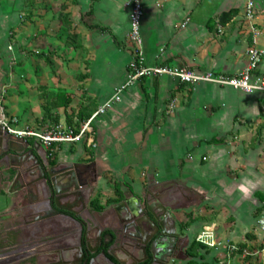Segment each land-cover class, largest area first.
Masks as SVG:
<instances>
[{"label": "crops", "instance_id": "1", "mask_svg": "<svg viewBox=\"0 0 264 264\" xmlns=\"http://www.w3.org/2000/svg\"><path fill=\"white\" fill-rule=\"evenodd\" d=\"M128 1L0 0V106L5 114L32 128L61 124L77 129L112 97L128 74ZM252 1L255 14L248 22L247 0H142L146 64L240 72L249 47L264 49V0ZM34 8L37 16L28 17ZM32 43L38 52L24 50ZM91 126L94 146L82 140L45 148L25 138L15 140L20 152L3 153L0 246L13 244L21 229L44 241L36 257L20 264L57 260L52 254L57 247L65 252L62 264L80 257L75 222L55 217L59 220L44 229L31 224L30 202L46 200L38 197L36 174L47 158L60 165L56 171L82 172L84 205L73 204L71 197L59 204L87 226L90 244L100 238L103 246L89 252L90 264H136L137 252L120 238L114 241L135 198L167 203L178 234L171 264H241L243 250L251 256L246 264H264L257 226L264 214V93L142 76ZM95 198L100 210L91 206ZM45 208L41 205L36 214ZM204 227L212 228L215 246L200 248L192 257L188 247ZM63 235L66 243L60 242ZM231 245L237 250L229 252Z\"/></svg>", "mask_w": 264, "mask_h": 264}, {"label": "water", "instance_id": "2", "mask_svg": "<svg viewBox=\"0 0 264 264\" xmlns=\"http://www.w3.org/2000/svg\"><path fill=\"white\" fill-rule=\"evenodd\" d=\"M11 137L12 136L3 132L0 126V158L4 152H20V148H18L17 145L21 144L19 142L17 143L15 140L22 141L23 139H12ZM4 157L5 156L3 155V160H0V165L2 161L5 160ZM4 162L6 163V161ZM41 178L50 188L52 195L44 202H30V216L33 217L31 224L36 226V224L39 223V228L44 229L50 227V223L55 221L57 222L59 219L55 220L54 218L58 217L60 219H67L75 222L79 226L80 230H82V223L73 216L76 212L71 208H66L64 206H60L59 204L60 199L64 197H71L73 199V204L81 201V198L77 195L79 184H72V182L76 181L74 170L70 167L60 169L57 171L55 177L49 173L45 177L44 174L41 173ZM54 178H57L58 181L62 183L63 188L61 191L57 188L56 180ZM43 204L46 206L45 209L48 210L46 211L42 209L44 213L37 215L36 212L40 210L39 207ZM60 210L67 211L69 213L60 212ZM146 210L150 215L144 212L142 203L138 200V198H135V200L127 206V213L129 215L128 219L121 221L115 230L114 241L120 238L128 249L133 252L139 249L142 252L144 258L138 259L136 264H140L141 262H146L145 264H171L175 257L170 251L175 248L176 245L174 242L178 239L176 230L177 227L173 215L171 214L167 203L162 200H159L157 209L153 210L149 206H146ZM24 230L26 229H21L18 234L15 233L12 238L14 241L13 244L6 247L0 246V264H20L25 260L36 257V255L40 253L37 248L40 246V243H43L44 241H40V237L38 238L37 236H34V232H30L28 236L25 235L26 231ZM19 234H21V236H19ZM81 236L82 231L79 232V238ZM146 236L148 238H146V240L144 239V245L138 246V238ZM110 238L112 239V236H110ZM150 239L153 240L150 241ZM149 241L150 246L148 255L146 253L145 245H147ZM27 242L32 243L26 244ZM60 242L66 243V236L63 235L60 238ZM57 248V251H52V254L57 257V260H48V262H45L46 264H62V257H64L65 252L59 247ZM90 250L91 249L88 247L83 249L81 241L78 239V251L80 253V257L78 258L77 263L73 262L70 264H90L92 260V258H88ZM167 250L169 253L166 252ZM99 253L104 255V250L102 249ZM106 259L108 260V258Z\"/></svg>", "mask_w": 264, "mask_h": 264}, {"label": "built area", "instance_id": "3", "mask_svg": "<svg viewBox=\"0 0 264 264\" xmlns=\"http://www.w3.org/2000/svg\"><path fill=\"white\" fill-rule=\"evenodd\" d=\"M129 29L127 40L130 43V60L128 63V74L123 85L117 88L112 97L104 102L94 113L91 114L77 129L54 124L46 129H37L18 124L16 116H7L2 106H0V126L3 132L13 138L25 139L33 138L45 148H50L55 143H75L84 140L87 145L92 143V121L103 113L113 101L120 99L122 90L133 84L142 76L166 75L178 82L185 84L210 83L218 86L231 87L244 93L261 92L264 93V49L255 46L247 49V65L240 72L232 75L216 73L212 71L196 72L184 66L169 67L164 65L150 66L146 64L143 40L140 26L143 15L142 0H129ZM254 3L247 0L244 8V17L248 22L254 18ZM256 33L254 32L252 42L255 43ZM257 226L262 234L264 242V214L257 219ZM196 241L207 247L215 246V236L212 228L204 227L197 235ZM237 247L231 245L228 251H236ZM264 251V247L262 249ZM248 255V251L243 250L242 255Z\"/></svg>", "mask_w": 264, "mask_h": 264}, {"label": "flooded vegetation", "instance_id": "4", "mask_svg": "<svg viewBox=\"0 0 264 264\" xmlns=\"http://www.w3.org/2000/svg\"><path fill=\"white\" fill-rule=\"evenodd\" d=\"M3 157V156H2ZM1 157V158H2ZM60 166V165H59ZM59 166H57V164H55L54 162H52L51 159L47 158L46 159V165H40L39 166V171H38V175L36 174V178H40L41 181L40 182H37V185H36V190H37V194H38V197H44L45 199H47L48 197H50L52 195L51 193V190L50 188L45 184L44 180L41 178V173L44 174V176L46 177V175L49 173L50 175H52L53 177H55L57 171L55 170L56 168L58 169ZM74 170V174H75V178H76V181L72 182L73 183H76V184H79V187H78V197L81 198V201H78V207L80 206V208L84 205V200L86 199V196H87V187L86 185H83L84 181L82 180V175L80 171H77L75 169ZM56 180V186L57 188L61 191L63 186H62V183L58 181L57 178H54ZM82 183V184H81ZM158 203L159 201H148L146 200L144 203H142V208L144 210V212L146 214H148V211L146 210V206H149L151 209L155 210L158 208ZM85 211L84 208L83 210H81V212ZM80 212V213H81ZM149 215V214H148ZM82 223V227L80 230V228L76 229L75 233H77V235L75 234L74 235V239H76V237L78 236V239H80L81 241V246L83 247V249H86V247H88L90 250V253H95L93 250H98L100 246H103V244L100 242V238L98 239L99 240V243L98 242H94V243H91L88 241V235L86 233V228L87 227L81 220H78ZM120 223H121V220H120ZM119 223V224H120ZM86 229V230H85ZM82 231V236L79 238V232ZM88 231V230H87ZM100 235V234H99ZM148 236V235H147ZM139 237L138 238V246H143L144 242L146 240V238L148 237ZM145 239V240H144ZM153 239H150V241H152ZM150 241L147 245H145V249H146V253L149 255V244H150ZM87 242H88V245H87ZM123 243V241L121 242ZM175 245L178 243V239L175 240ZM124 245V243H123ZM95 250V251H96ZM174 250V249H173ZM173 250H169L170 252H172V254L174 255L175 252H173ZM101 251V250H100ZM135 252H137L136 254V260L138 259H143L144 258V255L142 254V252L137 249ZM168 252V250L166 251ZM89 253V254H90ZM169 253V252H168ZM94 259V257H92ZM146 262H141L140 264H145Z\"/></svg>", "mask_w": 264, "mask_h": 264}, {"label": "rangeland", "instance_id": "5", "mask_svg": "<svg viewBox=\"0 0 264 264\" xmlns=\"http://www.w3.org/2000/svg\"><path fill=\"white\" fill-rule=\"evenodd\" d=\"M26 13V12H25ZM25 13H24V15H25ZM37 16V12H36V10H35V8L33 9V10H30L29 11V16L28 17H36ZM16 17H17V19H19V17H21V13L20 12H17V15H16ZM22 17H24V16H22ZM24 20V19H23ZM30 20V19H29ZM34 23V25H33V31H36L35 30V28H36V25H35V21H33ZM32 34L33 33H31L30 35L32 36ZM14 35H15V33L13 34V36L12 37H14ZM17 43V42H16ZM23 48H24V50H28L29 52H32V53H36V52H38V47H37V45H36V43H32V45L31 44H24V46H23ZM253 143V145H255V143H256V139H254V141L252 142ZM253 257H255V258H257V255L256 254H254L253 255ZM249 258H251V256H248V255H243V256H241L240 257V261L242 262L241 264H246L247 262H249L250 263V259Z\"/></svg>", "mask_w": 264, "mask_h": 264}, {"label": "trees", "instance_id": "6", "mask_svg": "<svg viewBox=\"0 0 264 264\" xmlns=\"http://www.w3.org/2000/svg\"><path fill=\"white\" fill-rule=\"evenodd\" d=\"M221 16H225L224 14H222ZM220 16V17H221ZM50 155V154H49ZM120 197V196H119ZM91 206L92 208H94L95 210H100L102 208V206H100L98 204V200L97 198L93 199L91 202ZM205 247L203 244L197 242V241H193L190 246L188 247V252L189 255L192 257H195L198 255L199 249ZM188 264H196L194 261H190Z\"/></svg>", "mask_w": 264, "mask_h": 264}]
</instances>
